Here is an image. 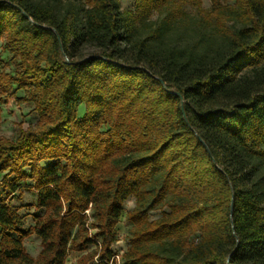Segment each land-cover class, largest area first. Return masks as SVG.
Segmentation results:
<instances>
[{"label":"trees","instance_id":"16d2710c","mask_svg":"<svg viewBox=\"0 0 264 264\" xmlns=\"http://www.w3.org/2000/svg\"><path fill=\"white\" fill-rule=\"evenodd\" d=\"M0 40L37 116L0 139V264L116 263L129 197L122 264H264V0H0Z\"/></svg>","mask_w":264,"mask_h":264},{"label":"rangeland","instance_id":"374dc122","mask_svg":"<svg viewBox=\"0 0 264 264\" xmlns=\"http://www.w3.org/2000/svg\"><path fill=\"white\" fill-rule=\"evenodd\" d=\"M65 5L70 1L76 0H61ZM122 7L129 9L133 7L135 0H120ZM204 7L210 6V0H202ZM189 10H194L193 7L188 5ZM10 54L5 50L4 41L0 40V71H10L11 67L8 64ZM37 116L34 112V105L28 101H19L15 98L2 95L0 93V139L12 137L16 134V130L19 124L27 126L28 124L34 123ZM36 194L32 190H25L22 196L13 197L11 202L19 213L24 217L23 227H28L34 224V213H41L35 208ZM134 208V198L129 197L124 204V211L116 225L117 240L112 244V250L115 253L116 263L122 264V254L127 250L130 245L131 237V224L128 222L127 213ZM158 212H153L152 217L156 216ZM88 221H92L89 218ZM1 236V235H0ZM27 251L37 256L40 249V239L34 234L29 235L24 240ZM94 246L90 247L85 251H71L66 259L65 264H78V259L84 254L92 252ZM96 259L90 260L85 264H95Z\"/></svg>","mask_w":264,"mask_h":264}]
</instances>
